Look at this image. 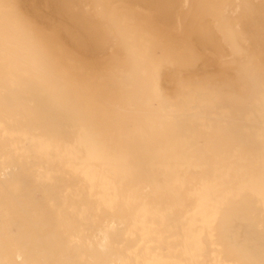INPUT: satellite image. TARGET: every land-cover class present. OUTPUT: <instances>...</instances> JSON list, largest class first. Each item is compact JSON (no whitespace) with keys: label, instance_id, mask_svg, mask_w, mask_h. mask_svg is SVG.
Segmentation results:
<instances>
[{"label":"bare ground","instance_id":"1","mask_svg":"<svg viewBox=\"0 0 264 264\" xmlns=\"http://www.w3.org/2000/svg\"><path fill=\"white\" fill-rule=\"evenodd\" d=\"M16 1L19 3V7L16 5L17 8ZM42 1L50 5L47 14L39 11ZM91 1L90 3L85 0H12V7L6 5L4 0H0V264H264V7L261 6L264 0L259 4L262 9L260 7L257 9L258 5L254 6L255 3L252 2L254 0H249L245 21L238 22L242 25L240 29H243L246 39V42H243L246 45L234 40L239 43L238 46L242 45V48H239L243 52L237 51L238 57L230 50L226 51L228 48L223 49L219 44L220 38L210 36L207 30L203 29L204 31L201 30L199 34L198 30L202 26L198 25L197 40L193 37L192 41L189 39L188 41L194 43L196 40L198 44L193 46L199 48L188 46L193 51L196 48L197 55L204 51H215L219 59L216 57L213 59L222 61L219 63L215 61V65L212 66L201 62L203 65L198 67L201 64L197 63L195 70L193 67L189 68V65H194L191 60H196L197 55H192L193 59L189 57L188 61L192 64H185L188 65L186 70L184 64L179 65V61H176L178 63V66H175L176 70L182 69L179 66L184 67L183 71L191 69V72L184 73V76L189 75L186 81L180 77L173 78L168 73L173 69L171 66L173 61L169 64L168 67L171 66V69H168L167 74L173 78V83L169 81L163 90H173L175 94H179L183 90L176 93L175 85L178 89V86L187 84V80L196 83L201 77L198 82L200 84H196H203L206 89V82L209 86L212 79L213 81L219 79L218 71L221 72V67L227 62L224 56L234 58L238 65L232 69L228 66L230 63L228 61L226 73L228 74L230 68L231 81L235 84L239 81L240 84H237V87L234 85L235 90L233 88L230 90L233 83L228 85L230 88L227 87L229 83H224L226 77L222 76L225 77L223 80L220 76L219 83L223 80L220 86L226 87H218L217 92L219 91L220 95L214 94L213 90L212 94L203 93L201 98L207 96L213 99L206 104L198 101L174 102L169 100L174 98L172 92L160 94L159 91L158 95L153 84H150L155 82V77L148 76V72H151L149 68L153 67L148 66V70L142 65L144 61L141 60L145 59L142 58L143 55L140 56V51L135 50L137 55L139 54L136 56L133 55L135 52L132 53L134 47L126 49L128 42L126 40H130L131 34L128 35V32V37L126 36L124 40L123 31L122 33L119 31L117 24L115 27L111 23L117 29L114 31L110 23L103 24L111 26L112 33L100 26L98 23L108 19L107 13L105 16L101 15V10L103 11L100 10L101 4L98 9L102 16L100 19L104 20L97 21L90 12L97 11V5H94L100 2L93 5L94 1ZM230 1L232 3V0ZM137 2L152 5V7L149 5L151 11L157 6L152 17L158 16L156 19L163 25L166 22L171 29L174 25L178 28L173 29L176 33L168 32L174 36L163 35L164 38L168 36L170 39L165 42L167 38L160 37V33L166 27H160L158 24L159 32L157 22L156 25L151 22L158 32L154 31L153 26L150 24V27L148 24L151 20L146 18L147 14L143 15L145 11L142 12L140 9L141 15L139 9L134 8V11L139 13L136 15L138 19L134 17L133 8L130 7L129 11L132 13L121 10L123 16L119 17L121 19L122 16V20L125 21L123 24L120 20L123 29H126L125 33L132 26L131 33L133 28L136 30L138 28V33L142 34L143 31L139 29L141 25L138 23L142 24L141 27L145 23L143 28L148 33L147 35L146 32L143 33L146 38L154 37L158 33L156 37H160L157 38L161 40L158 41L161 42L160 46L167 43L171 51L177 44L179 46L180 37L177 36L181 29L184 10L188 15L191 14L186 9L189 1ZM207 2L210 4V0ZM88 3L91 5L89 8ZM194 5L192 3V6ZM204 5L206 3H203ZM92 6L95 10L90 9ZM211 6L207 8L210 9ZM236 7L235 10L232 8V12L237 14L239 10H236L238 9ZM86 8L92 11L89 12ZM201 8L197 7L198 12ZM207 8L205 7L203 14L211 11L213 13L214 8L209 11ZM230 9L229 7V12L232 13ZM20 10H24L22 12H25L27 17L33 18L32 24L29 22L31 19L28 20ZM200 13L194 16L197 18L203 16L202 11ZM207 14L204 15L205 18H209ZM214 14L216 13L210 15V19ZM129 15L134 20L127 19ZM139 15L145 16L146 20L143 17L141 20ZM96 16L99 19V15ZM108 16L111 20L110 14ZM220 17L223 15H219L218 19L215 17L216 24ZM233 17L236 18L235 15ZM188 18L186 17L188 21L184 19L185 23L191 20ZM136 19L141 21L138 22ZM225 19L222 18L216 27L228 20V17ZM110 20L104 22H111ZM130 21L136 23L133 25ZM205 22L203 20L204 24ZM228 22L230 20L224 23ZM233 22L232 26L235 25ZM229 24L221 25L225 26L228 37L233 34L227 30L231 26ZM191 26L188 25L192 28L194 24ZM151 28L153 30H150ZM217 28L214 29L216 32ZM57 29L61 30L60 35L64 33V36L70 37L71 33L70 45L69 40L64 37L55 42L60 39L59 33L55 31ZM192 29L189 31L190 35ZM219 29L223 34L218 33L223 39H227V44L236 43L231 42L235 33L232 35L233 38L228 39L227 36L223 37L224 30ZM136 30L132 33L135 40L138 35ZM195 30L196 28L194 35ZM151 31L155 32L154 36ZM115 33L120 34L122 39L118 38L121 39L119 40L121 43L123 41L125 52L130 48L127 51L129 55L124 53L132 64L124 62L132 67H129V70L128 66L123 68L122 61L117 60L122 66L115 62L119 66L114 69L116 74L112 69L109 71L114 77L118 76L117 79L112 77L115 81L113 84L118 89L116 92L122 93L108 94L104 90V85L101 86L103 83H100L101 76L96 72H99V59L102 56L108 57L111 55L109 53L115 50H112L116 47L114 41H118ZM48 34L52 37V34H55V38H59L51 40L47 37ZM170 36L175 38L171 39ZM236 36L235 38L239 37L240 40V36ZM140 39L143 42L142 37ZM173 39L177 42L173 44L174 47L170 44ZM63 41L64 45H61L65 46L64 48L57 44ZM227 41L224 40V43ZM73 46L75 50L77 48L76 51ZM234 47L236 46L231 48ZM71 48L74 53L68 52ZM176 48L173 51L178 50V47ZM206 52L202 55H210L212 58V53ZM177 53L179 54V50ZM192 53L194 52L191 51ZM116 54L118 55L117 52ZM127 55L129 57L133 55L134 59L137 57L136 65L134 59L130 57L132 61L129 60ZM202 55L198 57L204 59L206 56ZM72 56L81 59L79 61L73 57V60ZM180 58L182 59V56ZM93 61L97 63L94 62V67L92 64L91 69H87V64ZM203 61L205 62V59ZM112 62H108L111 63V66L108 65L109 69L112 68ZM139 62L145 68L144 71L148 70L147 79L144 76L146 72L141 73L143 68L140 69ZM151 62L155 63L156 60L151 59L149 63ZM233 62L230 63L231 66L234 65ZM84 64L86 69H83ZM164 64L167 65V60ZM217 64H220L218 67L221 70L218 68L215 70ZM133 67L135 72L137 69L138 74L143 75L141 81V74L136 75L137 82L128 80L133 79L130 74H137ZM121 68L125 69L127 75L123 73L124 71L120 72ZM165 68L164 66V71ZM213 69L218 70L216 74L213 73ZM118 71L122 75H119ZM225 71L226 69L222 73L225 74ZM180 74L176 71L175 75ZM164 75L161 78L165 79ZM191 76H194V79L191 80ZM195 76L199 77L196 79ZM122 77L125 81L121 79ZM206 77L212 78L211 81H206ZM148 78L151 87L145 84ZM159 80L155 82L158 83V87ZM202 80L206 81L205 85ZM218 81L215 82L217 86ZM126 82L130 87L124 85ZM117 83L123 85V88ZM133 84L137 86L134 87ZM162 84L165 86L164 82ZM189 85L192 86V83ZM140 87L146 90L144 88L141 90ZM127 88H132L131 92L136 94H132ZM224 88H229L227 92L230 93L220 91ZM141 91L146 93L148 98ZM153 93L162 100H158ZM139 95L145 99L141 100ZM150 96L155 97L151 99L153 101L150 100ZM220 97L224 98L223 100L227 99L226 102Z\"/></svg>","mask_w":264,"mask_h":264},{"label":"rangeland","instance_id":"2","mask_svg":"<svg viewBox=\"0 0 264 264\" xmlns=\"http://www.w3.org/2000/svg\"><path fill=\"white\" fill-rule=\"evenodd\" d=\"M4 1H5L6 5H8V6H9V5H12V7H13V2H12V0H4ZM14 1H15V0H14ZM83 1H84V0H83ZM86 1L90 2L91 0H90V1H89V0H85V2H86ZM93 1H94V2H93V5H94L96 2H98V1L100 2V3H98L99 5H98L97 3L94 5V6L97 5V6H96V7H97L96 10H97L99 13H97V11H95V12H96V14L99 15V19L97 18V16H96V14H95L94 11H93V12H90V11H92V10H95V9H94V6H92V8H90V9H92V10H88V9H87V8H89V7L91 6L90 3H91L92 1H91L90 3H88V7H87L86 9H87L90 13H92L91 16H95V17H96V20H97V21L100 22V20H104V19H100V17L102 18L101 15L103 14V15L105 16L106 13H107V16H106V17H107L108 19H106V20H104V21H106V22H107V20L109 21L110 19H109V16H108V15L110 14V18H111L110 21H111V22H108V23H105L104 21H103V22H100L101 24L98 23L100 26L104 27L107 31H109V33H112V30H113V31H114V30H117V29H115V27L118 25L117 27L120 28L119 31H120V32L123 31V34H122V37H123V38H125V37L127 36V33H128V32H129L128 35L131 34V37L129 36V37H130V40H129V39L126 40V38H127L128 36L124 39V40H126V42L128 41V42H127V45H126V46H127L126 49H127L128 47H130V48L133 49V47H134V50L132 51V53H134L135 50L137 49V50L140 51V53H141L140 56H141V57H142V55L144 56V57H142V58L145 59V60H141V61H144V62L142 63V65H143L146 69L149 68L148 66L153 67L152 69L149 68V69L151 70V72H150V71L148 72V73H149L148 76H150V77H152V78L155 77V82H156V81L158 82L159 79H157V78H160V80H159V87L157 86L158 83H155V82L150 81V82H152V83H150V84H153V88L155 89V91H156V93H157L158 95H159V91H161L160 94H162V93L164 94L165 92H166V93H169V92H170L169 94L174 93L173 90H170V91L163 90V88L166 87L167 84H169L170 82L173 83V78H179V77H180L182 80L184 79L185 81H186L187 78L189 79V77H187V76H189V75L187 74L186 76H184V73H185V72H186V73H187V72H191V69H189L190 71H188V70L185 71V70H186V67H187L189 64H192V63H189L190 61H188L189 57H191L190 59H193L194 56H192V55H197L195 52L197 51V49H198L199 47H198V46H193V45H194V44H198L197 42H195V41L197 40V38H198V37H196V34H198V33H197L198 25H199V27L202 26V27L199 28V30H198V31H199V34H200L201 30L204 29V30H207V31H208V33L210 34V36H211V35H214L215 37L220 38V39H218V38H217V39L220 40V41H219V42H220L219 44L221 45V47H222L223 49H224V48H226V49L228 48V50H226V51L229 52V50H230V52L233 53L234 56H237V53H238L237 51H239V50H241V52H243L242 49H240L239 47H241L242 45H246L245 43H243V42H246V41H245V40H246V39H245V35H243V34H245V33H243V32H244L243 29H240V28H241L240 26H242V25H239L238 22H240L239 20H241V22H242L243 20L245 21L246 16H247V15H246V8L249 6V5H248V4H249V3H248L249 0H235V1L232 0V3H231L230 0H228V1L226 0L227 2H225L224 0H215L216 3H214L213 0H210V4L207 2V1H209V0H207V1H206V0H203L204 2H203L202 0H200L201 3H200V2L198 3L197 0H193V2H192V0H191V1L188 0L189 3L192 2L193 5H194V3L196 2V3H197V6H196V3H195L194 6H192V3H191V4H190L191 7H190L189 3H187L188 7L186 6V9H188V10L190 9L189 11L187 10V12H189V13L191 12V14H192L193 17L191 16V14L188 15V13H186V10H184V11H185V12L183 13V14H184V17H185V14H187L186 17L188 18V16H190L192 22H191V20H189V23H187V22L185 23V20H187V19H186V17L184 18V17L182 16V20H181V23H182V24H180V25H181V29H180V31H179V33H178L179 35L177 36L178 38L180 37V41L178 42V43H179V46H178V44H177V46H175V48H174V49H177L176 47H178L179 54L177 53L178 50L173 51L174 49H172V51H171V49H169L170 47L167 45V43L165 44V46H160V43H161V42L159 43L158 41H161V40H158V39H157L159 36L156 37V35H158V33L155 34V36H154L153 33H155V32H152V31H151V33H152V35H153L154 37L148 36V37L146 38V35H147L148 31H144V30H146V29L143 28V27H145V23H144V22H143V23H144V26H143V27H141L142 24H140V23H138V24L141 25V26H140L141 28L139 27V29H140L141 31H143V32H146V35H145L143 32H142V34L140 33V34H141V35H140V34L138 33V31H137L138 28H137V30H136V28H133V32H132V33H134L135 30H136L137 33H138V35H137V33H136V35H137L136 40H135V38H134V39L132 38V35H133V34H132L131 31H130L132 26L130 27V26L128 25V27H130V28H129L130 30L127 31L126 33H125L126 29H123V26H122V24H121V22L123 21V20H122V19H123V18H122V16H123V15H122L123 12H122L121 10H123V11L125 10V12L128 10L127 13H132V12L134 11V8H136V10L139 9V13H141V15H142V12L145 11V13H143V15L147 14L146 18H148L149 21L151 20L150 22L148 21V22H149L148 24H149V26H150V24H151V26H153L154 31L156 30V29H155L156 27H154V25H153L151 22H153L155 25H156V22H157V25H156V26H157L159 32H160V30H159L160 27H164V26L166 27V28H165L166 30H168V29L170 30V31H165V29L163 28V31H161V33H160V37H163V35H168V34H169L168 32L171 33V31H174V32L176 33L175 30H176V28H178V26H176V27H175V25L172 26V28H173V27L175 28V30H173L174 28H173V29H171V27L169 28V27H168L169 25H166V24H167L166 22L164 23V25L161 24V23H160V20H159V19H156V18H158V16H155V15H154L155 17H154V16L152 17V15L154 14V13H153V10H154V8L157 7V6H154V8H152L153 10L151 11L150 8L152 7V5L149 4L151 7H150L149 5H146V4H143V5H142L141 3H138V2H137L138 0H132V1L134 2L135 5L133 4V2H132L131 0H123V1H122V0H119V1H121L122 3H120V2L117 0V3H119L120 5L116 3V0H93ZM101 1H102V3H101ZM103 1H104L105 3H104ZM198 1H199V0H198ZM205 1H206V2H205ZM212 1H213V2H212ZM223 1H224V2H223ZM245 1H247V2H245ZM251 1H252V0H251ZM251 1H250V2H251ZM255 1H256V0L252 1V2H254L255 4H254V3H251V4H252V5L254 4V6H257V5H258V7H257V9H258V8L260 7L259 4H260V3H263V1H262V0H258V1H257V3L259 2L258 4H257ZM260 1H261V2H260ZM11 2H12V3H11ZM16 2H17V3L15 4V6L18 4V7H19V3H18V1H16ZM124 2H125V4H124ZM127 2H128V4H127ZM202 2H203V3H206V5H204L206 8L209 7V6H211V5H212L211 8H214V9H213V10H214L213 13H216V14H214V17L211 18V19H213V20H212L213 23L211 22V19H210V15L212 14V16H213L212 11H211L210 13H208V14H207V12H206V14H207V16H209V18H208V17H207L208 19L205 18L206 14H205V13L203 14V11L205 12V10H204L205 7L203 6V3H202ZM222 2H223V3H226V5L223 4ZM236 2H237V3H236ZM242 2H243V4H242ZM47 3H48V2H46V1H42V3H41V6H40L41 9H39V11H40V12L43 11V12H42L43 14H45V13L47 14V13L50 11V5H47ZM113 3H114V4H113ZM130 3H131V4H130ZM207 3H208V4H207ZM233 3H234L235 5H233ZM247 3H248V4H247ZM21 4H22V2L20 3V5H21ZM101 4H102V5H101ZM122 4H123L124 6H123ZM138 4H139V5H138ZM198 4H199V5H198ZM200 4H201V5H200ZM221 4H223V7H222ZM229 4H230V5H229ZM236 4H238V5H236ZM251 4H250V6H251L250 8H252V5H251ZM42 5H43V6H42ZM46 5H47L48 7H47ZM89 5H90V6H89ZM100 5H101L102 7H101ZM108 5H109V7H108ZM125 5H127L128 8H127ZM131 5H132V6H131ZM144 5H145V6H144ZM213 5H214L215 7H214ZM224 5H225V6H224ZM15 6H14V9H15ZM99 6L101 7L100 10L103 9V11L101 10V15H100V10L98 9ZM103 6H105V8H104ZM114 6H115V7H114ZM120 6H121V7H120ZM133 6H134V7H133ZM138 6H140V7H138ZM198 6H200V8L202 7V8H201L202 14H203V16L205 15L204 17H203V16H198L199 18L202 17L201 19H199V18H197V17L194 16V15L197 16V15L201 14V13H200V12H201L200 10H199V12H198V9H197ZM226 6H228V7H226ZM231 6H232V7H231ZM234 6H235V7L237 6L236 8H238V9H236V10H239V11H238L239 14L237 13L238 16H237V14H236L234 11L232 12V8H233V10H235V7H234ZM246 6H247V7H246ZM261 6L264 7V3L261 4ZM21 7H22V5H21ZM106 7H107L109 10H108ZM130 7L133 8V9H132V12L129 11V8H130ZM189 7H190V8H189ZM194 7H195L196 10H194ZM219 7H220L221 9L223 8L224 10L222 9V12H221V9H219ZM224 7H225V8H224ZM229 7L231 8L230 10H231L232 13L229 12ZM16 8H17V6H16ZM44 8H45V9H44ZM119 8H120V9H119ZM211 8H210V9L207 8V10H208V11H209V10H212ZM215 8H216V9H215ZM226 8H227V9H226ZM248 8H249V7H248ZM254 8H256V7H254ZM260 8L262 9V7H260ZM260 8H259V9H260ZM140 9H142V10H141L142 12L140 11ZM145 9H146V10H145ZM191 9H193V10L191 11ZM225 9H226L227 11H226ZM18 10H19V9H18ZM87 10H86V11H87ZM105 10H106V11H105ZM130 10H131V9H130ZM136 10H135V11H136ZM143 10H144V11H143ZM149 10H150L151 12H150ZM219 10H220V12H219ZM22 11H24V10H22ZM22 11L20 10V12H21L22 14L24 13V15H26L25 12H22ZM88 11H87V12H88ZM119 11H120V12H119ZM135 11H134V13H133V14L135 15L134 17H136V15L139 14L137 11H136V12H135ZM146 11H147L148 13H147ZM17 12H18V11H17ZM103 12H104V13H103ZM109 12H110V13H109ZM121 12H122V14H121ZM194 12H195V14H194ZM196 12H197L198 14H196ZM218 12H219V13H218ZM228 12H229V16H228ZM31 13H32V12H31ZM35 13H36V12H35ZM152 13H153V14H152ZM233 13H234V14H233ZM94 14H95V15H94ZM19 15H20V14H19ZM24 15H22V16L25 18ZM120 15H122V16H121V19L119 18ZM131 15H132V14H131ZM141 15H139V17H140L141 20H142V17H143V16L141 17ZM215 15H216V16H215ZM219 15H220V16L223 15L222 18L225 17L226 19H227V17H228V20H230V22H228V23H224V22H227V21H228V20L225 19L226 21H224V22L222 21L223 24H220V26L218 25V28H217V27H216L217 24H219V22H221L220 20L222 19V18L220 17L221 19L219 18L220 20H219L218 23L216 24V21H217V19H218L217 17H219ZM231 15H232V16H231ZM233 15H235L237 19H236L235 17H233ZM245 15H246V16H245ZM126 16H128V15H126ZM239 16H241V17L239 18ZM243 16H245V18H244ZM26 17H27V15H26ZM106 17H105V18H106ZM124 17H125V15H124ZM144 17H145V16H144ZM144 17H143V18H144ZM215 17H216L217 19H216ZM24 18H23V19H24ZM28 18H30L31 20H29ZM128 18H129V20H130V18H131V20H134V19H132V17H130V15H129V17H127V19H128ZM136 18H138V16H137ZM146 18H144V19L146 20ZM152 18H154L155 21H152V20H154V19H152ZM183 18H184L185 20H184ZM190 18H188V19H190ZM203 18H204V19H203ZM232 18H233V19H232ZM20 19H22V18H20ZM27 19L29 20L30 23H31V22L33 23V21H32L33 18H32L31 16H30V17H27ZM138 19H139V18H138ZM144 19H143V20H144ZM195 19H196V20H195ZM202 19H203L204 21H206L205 24L203 23V20H202ZM214 19H216V21H215ZM28 20H27V21H28ZM120 20H122V21L120 22ZM125 20H126V18H125ZM136 20H137V19H136ZM141 20H140V21H141ZM145 20H144V21H145ZM158 20H159V21H158ZM194 20H195L196 23L194 22ZM200 20H201L202 22H201ZM209 20H210V21H209ZM223 20H224V19H223ZM231 20H234V22L232 21V22L235 24L234 26H232L233 24H232ZM235 20L237 21V22H236L237 25H236V23H235ZM137 21H138V20H137ZM140 21H138V22H140ZM187 21H188V20H187ZM207 21H208V22H207ZM214 21H215V22H214ZM244 21H243V22H244ZM130 22H132V21H130ZM145 22H146V21H145ZM200 22H201V23H200ZM32 23H31V24H32ZM109 23H110L111 26L114 24L115 27L112 26V28H114V29L111 30V26H110V27L108 26ZM111 23H113V24H111ZM119 23H120V24H119ZM122 23L124 24L125 21H123ZM127 23L129 24V21H128ZM127 23H126V24H127ZM132 23H133V25H134V23H136V21H135V22H132ZM191 23H192V24H191ZM197 23H198V24H197ZM207 23H208V24H207ZM229 23L231 24V26H230V28H229L228 25H227V26H226V27H228L227 30L230 31V33H231V32H232L233 34L235 33V35L233 36L234 39H232V41H231V40H230V41H231V42H236V41L238 40L239 42H242V43H243L242 45L238 46L239 43L237 44V42H236V43H232V45H231V44H227V43H228L227 39H223V38H222V35H221V34H223V32L219 31V30H220L219 28H221V29L224 30V35H223V37L226 38L227 35H226V32H225L226 29H224L225 26H224V27L222 26V27H223V28H222L221 25H226V24H229ZM103 24H108V25H104V26H103ZM116 24H117V25H116ZM138 24H137V25H138ZM158 24H159L160 27H158ZM160 24H161L162 26H161ZM186 24H188L189 26H190V25L193 26V24H194V27L191 26L193 29H192V28H189L188 25H186ZM230 24H229V25H230ZM240 24H241V23H240ZM242 24H243V23H242ZM119 25H120V27H119ZM146 25H147V24H146ZM195 25H196V26H195ZM238 25H239V26H238ZM106 26H108V27L110 28V30L108 29V27L106 28ZM125 26H127V25H125ZM151 26H150V27H151ZM213 26H214V27H213ZM133 27H135V26H133ZM136 27H137V26H136ZM146 27H147V26H146ZM187 27L189 28V31H190V29H192L193 32H194V28H196V30H195V35H194L193 32H191V35H190V34H189L190 32L188 31V28H187ZM147 28H149V27H147ZM179 28H180V27H179ZM210 28H211V29H210ZM215 28H217V29H218L217 31H218V32H221V34H219L218 32H216V30H214ZM232 28H233V29H232ZM235 28H236V29H235ZM142 29H143V30H142ZM234 29H235V30H234ZM124 30H125V31H124ZM140 30H139V31H140ZM148 30H149V29H148ZM150 30H153V29L151 28ZM150 30H149V32H150ZM204 30H203V31H204ZM209 30H211L213 33H212L211 31L209 32ZM213 30H214V31H213ZM223 30H222V31H223ZM233 30H234V31H233ZM237 30H238V31H237ZM55 31L57 32V34L59 33V31L61 32L60 29H57V30H55ZM55 31H54V33L56 34ZM110 31H111V32H110ZM119 31H118V33H119ZM141 31H140V32H141ZM158 31L156 30V32H158ZM164 31H165V32H164ZM228 31H227V32H228ZM236 31H237V32H236ZM242 31H243V32H242ZM116 32H117V31H116ZM174 32H172V33H174ZM177 32H178V31H177ZM184 32H185V33H184ZM238 32H239V33H238ZM51 33H52V32H51ZM118 33H115V34H117L116 38L118 39V41H114L115 39L112 38V39H114V40H113V41H114V47H115V46H116V47L118 46V47H117L118 49H116V47H115V48H113L112 50L115 49V50H118V51H115V50H114L115 52L112 51L111 53H109V54H111V55H108V57L106 56L107 58H106L105 56H102V57L99 59V61H98V62H100V63H98V64L100 65L99 68H98V64H97V66H95L96 69H97V68L99 69V72H96L97 75H98V76H101V78H102V81H100V83H101V82L105 83V84L102 83L101 86L104 85V86H103V87L105 88L104 90H105V92L108 93V94H109V93H114V94H115V93H120L119 91L116 92V90H118V89H116V87H115V85H114V84H115V83H114L115 81L113 80L114 78L117 79L118 76L116 75L117 77H114V75L112 74V72L109 71V70H111V69H112L113 71H114V69L116 70L117 66L119 65V62H117V60L120 61V62L122 61L121 64H123V68L128 66V69L130 70V68L132 67V65H131L132 62H129V61L127 60L128 58L125 57L126 54L129 55V52L127 53V51H129L130 48L125 52V50H126V49L124 48L125 46H123L124 44L122 45L123 41H122V43L120 42L122 38H121L120 34L118 35ZM121 33H122V32H121ZM164 33H167V34H164ZM183 33H184V34H183ZM192 33H193V34H192ZM211 33H212V34H211ZM230 33H229V34H230ZM55 34H52L54 38H53L51 35H49V34H48V36L45 35V37L47 36V37L50 38L51 40H52V39H57V38L60 37V39L55 40V42H56V41L59 42V41L62 40L63 37H64V38H66L67 41L69 40V41H68V42H69L68 44L70 45L71 40H72V38L70 39V37H71V33L69 34L70 37H69L68 35H67V36H64V33H62L61 35H60V33H59V34H58L59 37H56V38H55ZM57 34H56V35H57ZM161 34H162V35H161ZM199 34H198V36H199ZM217 34H219V35H217ZM227 34H228V33H227ZM233 34H232V35H233ZM236 34H237V36H236ZM240 34H241V35H240ZM113 35H114V33H113ZM113 35H112V36H113ZM134 35H135V34H134ZM136 35H135V36H136ZM169 35H173V34H169ZM188 35H189V37H188ZM193 35H194V36H193ZM232 35L230 34L229 37L227 36V38H228V39L233 38ZM238 35L240 36V40H241V41L239 40ZM242 35H243L244 37H242ZM49 36H50V37H49ZM114 36H115V35H114ZM135 36H134V37H135ZM173 36H174V35H173ZM173 36H170V38H171V39H172V38H175V37H173ZM190 36H191V37H190ZM220 36H221V37H220ZM235 36L238 37V39L235 38ZM118 37H120L121 39L118 38ZM140 37H142V41H143V42H141V39L139 40ZM149 37H150V38H149ZM160 37H159V39H160ZM167 37H168V36H167ZM167 37L165 36V38H164V37H163V38L166 39ZM177 37H176V38H177ZM193 37L196 38V40L193 41L194 43L191 42ZM151 38H152V40H151ZM155 38H156V39H155ZM163 38H161V39H163ZM178 38H177V40H178ZM50 39H49V40H50ZM137 39H138V40H137ZM146 39H147V40H146ZM148 39H149L151 42H150ZM164 39H163V41H164ZM168 39H169V38H167V39L165 40V42H167ZM188 39L191 40V41H188ZM222 39H223V40H222ZM119 40H120V41H119ZM131 40L134 41V42H131L132 44L130 43ZM153 40H154V41H153ZM156 40H157V41H156ZM169 40H170V39H169ZM174 40L176 41V39H173V41L171 40V41H172V42L170 43L171 45L177 43V42H175ZM224 40L227 41V42L224 43ZM234 40H236V41H234ZM135 41H136V42H135ZM138 41H139L140 43H138ZM145 41H149V42H145ZM155 41H156L158 44H157V43L154 44ZM58 42H57L58 45H61V44L64 45V44H63L64 41L61 42V43H58ZM115 42H116V43H115ZM118 42H119V43H118ZM124 42H125V41H124ZM126 42H125V43H126ZM165 42H164V43H165ZM189 42H190V43H189ZM129 43H130V44H129ZM133 43H134V44H133ZM137 43H138V45H137ZM142 43H143V44H142ZM144 43H146V44L144 45ZM147 43H150V44H147ZM191 43H192V44H191ZM229 43H230V42H229ZM54 44H56V43H54ZM57 44H56V46H57ZM68 44H67V45H68ZM115 44H116V45H115ZM170 44H169V45H170ZM225 44H226V45H225ZM234 44H235V45H234ZM240 44H241V43H240ZM62 45H61L60 47H62ZM161 45H162V44H161ZM166 45H167L168 47L165 49ZM171 45H170V46H171ZM186 45H187V46H186ZM188 45H190V46H192V47H196V48L198 47V48H197V49L195 48L196 50L193 48V49H194V51H193V50H191L192 48L189 47ZM76 46H77V45H76ZM122 46H123V48H122ZM136 46H137V47H136ZM149 46H150L151 48H149ZM226 46H227V47H226ZM228 46H230V47H228ZM232 46H236V47L231 48ZM237 46H238V50L236 49ZM64 47H65V46H63L62 48H64ZM172 47H174V45H173ZM187 47H188L189 49H188ZM243 47H244V46H243ZM68 48L70 49V47H68ZM72 48L75 50V47H74V46H73ZM72 48H71L70 51L68 50V52H70V53H74V51L72 52V50H73ZM77 48H78V46H77ZM77 48H76V50H77ZM120 48H121V49H120ZM144 48H145V49H144ZM146 48H147V49H146ZM190 48H191V49H190ZM229 48H230V49H229ZM241 48H242V47H241ZM132 49H131V50H132ZM140 49H141V50H140ZM142 49H143V50H142ZM235 49H236V51H235ZM76 50H75V51H76ZM122 50H123V51H122ZM164 50H165V51H164ZM189 50H190V52H189ZM200 50L202 51V49H200ZM80 51H81V50H80ZM121 51H122V52H121ZM163 51H164V52H163ZM191 51L194 52V53L191 54ZM233 51H235V52H233ZM82 52H83V51H82ZM116 52L118 53V55L116 54ZM124 52H125L126 54H125ZM162 52H163V53H162ZM170 52H172V53H170ZM202 52H203V51H202ZM204 52H206V51H204ZM204 52H203V53H204ZM208 52H209V51H207L206 53H208ZM79 53H80V52H79ZM112 53L115 54V55H113ZM161 53H162V54H161ZM181 53H182V54H181ZM203 53H198L199 57H200V55H202ZM211 53H212V55H213L212 58L209 57L210 55H208V56H207L206 54H205V55H202L203 57L206 56V57H204L205 62L203 61L204 59H200V58L198 57V55H197L198 60L200 59V60H199L200 63L198 62L197 57H196V58H195L196 60H191V61L194 62V65H193V64H192L191 66L189 65V68L193 67L194 70H195L198 64H201V65H198V67H199V66H202L204 63L207 64V65L212 66V64L215 65L214 63H216V62L219 63L220 61H222V60L220 59V61L218 62V60H217V61L214 60L215 58L213 59V57H216V59H217V58L219 59V56L216 54L217 52H215V51H211V52H209V54H211ZM239 53H240V51H239ZM170 54H171V55H170ZM189 54H191V55H189ZM228 54H229V53H228ZM256 54H257V53H256ZM258 54H259V52H258ZM72 55H73V54H72ZM116 55H117V56H116ZM121 55H123V56H121ZM128 55H127V56H128ZM133 55L138 56L139 54L137 55V52H135ZM133 55H132V56L130 55V57H131L132 59H134V58H133V57H134ZM238 55H239V54H238ZM110 56H111V57H110ZM177 56H179V58H178ZM180 56H182V59L180 58ZM253 56H255V54H254ZM259 56H260V54H259ZM69 57H71V56H69ZM73 57L77 58L76 56H72V59H73ZM112 57H113V58H112ZM115 57H116V60L114 61ZM118 57H119V59H117ZM121 57H122V59H121ZM128 57H129V56H128ZM130 57H129V58H130ZM192 57H193V58H192ZM203 57H202V58H203ZM224 57H225V58H224L225 61H227V62L230 61V63H232V62L234 61V58H232V57H230V58H232V59L230 60L229 55H226V56H224ZM237 57H238V56H237ZM237 57H236V59H237ZM109 58H110L111 60H110ZM125 58H126V59H125ZM131 58H130L129 60H131ZM142 58H141V59H142ZM163 58H164L165 60H167V65L164 64V63H165V60H164ZM174 58H176V59L174 60ZM209 58H210V59H209ZM226 58H227V60H226ZM228 58H229V60H228ZM77 59L79 60V59H81V58H77ZM77 59H75V60H77ZM120 59H121V60H120ZM123 59H124V60H123ZM135 59H137V57H135ZM135 59H134V61H133L134 64H135ZM147 59H148V60H147ZM151 59H152V60H156V62H155V63H153V62L149 63ZM179 59H180L181 61H180ZM190 59H189V60H190ZM73 60H74V59H73ZM106 60H109L110 62H112V60H113L114 63L112 62V68L110 67V69H109V66H111V63L108 64L109 61L106 62ZM185 60H187V61H186L187 63H185ZM79 61H80V60H79ZM79 61H78V62H79ZM84 61H85V60H84ZM104 61H105V62H104ZM124 61L131 63V64H130L131 67H130L129 65H127L126 62H124ZM131 61H132V60H131ZM136 61H137V60H136ZM139 61H140V59H139ZM145 61H146V63H148V65H145V64H146ZM168 61H169V62H168ZM171 61H173V63H172ZM176 61H177V62L179 61V62H178V63H180L179 65H183V64H184V67H185V70H184V71H183V68H184V67H182V66H179L180 68H182V69L179 68L182 72H181L180 70H178V68H177V70L175 69V68H176L175 66H178V63H177ZM195 61H197V62L195 63ZM215 61H216V62H215ZM225 61H224V62H225ZM231 61H232V62H231ZM81 62H82V60H81ZM86 62H87V61H86ZM88 62H90V61H88ZM94 62H96V61H93V63H91V64L88 63V64H90V65H89L90 67L88 66V64H87V67H86L85 64H84V68H83V67H82V68H83V69H86V68H87V69H91V65L93 64V67H94V65H95ZM115 62H117L118 65H117V63H115ZM174 62L177 63V64H174ZM183 62H184V63H183ZM201 62H203V64H202ZM227 62H225L224 64H223V62H222V64L224 65V66H222V67H224V69H226L225 74H224V72L222 73V71H224V69L220 66L221 69H222V71L220 72V71L217 70V71L219 72V73H218L219 76H218V74H217V75H215L214 77H215V78H217L216 76L219 77V79H217V80H219L218 83L220 82L221 79L225 80V77H226V80H228V81L225 80L224 83H225V82L229 83V84L225 83V84H227L226 86L229 87V86H230V83H231V84L233 83V82L231 81L232 77H231L230 74H229V73H231V72H229V71H231L230 68L232 67V69H233V68H234L233 66L236 67L238 64L236 63V61H234V62H235V63L233 62L234 65L232 64V66H231V64L229 63V64H230V65H229ZM96 63H97V62H96ZM106 63H107V65H106ZM124 63H125L126 66H124ZM137 63H138V62H137ZM152 63H153V64H152ZM162 63H163V65H162ZM171 63H172V65H171L172 68L175 69V70L171 69V68H170L171 66L168 67L169 64H171ZM188 63H189V64H188ZM197 63H198V64H197ZM210 63H211V64H210ZM226 63L228 64V66H230V68H229V70H228V74L226 73V72H227V69H228V66H227ZM139 64H140V66H139L140 69L143 68L140 62H139ZM151 64H152V65H151ZM185 64H188V65L186 66ZM205 64H204V65H205ZM222 64H221V65H222ZM236 64H237V65H236ZM108 65H109V66H108ZM114 65H115V66H114ZM135 65H136V64H135ZM135 65H134V66H135ZM137 65H138V64H137ZM161 65H162V66H161ZM173 65H174V66H173ZM219 65H220V64H219ZM219 65L217 64V67H214L215 70H216V68L220 69V68L218 67ZM119 66H122V65H119ZM119 66H118V68H119ZM164 66L166 67V68H165V69H166L165 71H164ZM85 67H86V68H85ZM93 67H92V68H93ZM129 67H130V68H129ZM147 67H148V68H147ZM167 67H168V68H167ZM100 68H101V69H100ZM137 68H138V66H137ZM145 68H143V70L141 69V73H142V72H144V73L146 72V73L144 74V76H145V78H146V74H148L147 71H148L149 69L146 70V71H144ZM169 68L171 69V71L168 72V69H169ZM187 68H188V67H187ZM93 69H94V68H93ZM126 69H127V68H126ZM221 69H220V70H221ZM118 70H119V69H118ZM124 70H125V69L122 70V68H121V71H120V72H122V71H124ZM215 70L213 69V71H214L213 73L216 74L217 71H215ZM97 71H98V70H97ZM100 71H101V73H100ZM126 71H127V70H126ZM133 71L135 72V68H134V67H133ZM174 71H175V72H174ZM176 71H178L179 73H181L180 76H176V75H175V74H176ZM192 71H193V69H192ZM136 72H137V74H134V73H133L134 75L130 74V75L133 77V79H130V78H129L130 76H129V74H128L129 77L126 76L127 78H129L128 80H132V81L134 80V82H135V80L138 79V78H136V75H140V74H141V73L138 74V70H137V69H136ZM136 72H135V73H136ZM163 72H164V73L166 72V73H165L166 75H164ZM167 72L170 73V75H172L173 78L168 77V76H170V75H168ZM123 73H125V75H127L125 71H124ZM127 73H128V72H127ZM129 73H130V72H129ZM156 73H158L159 76H158V74H156ZM162 73H163V74H162ZM186 73H185V74H186ZM213 73H212V74H213ZM220 73H222L223 75H222V74L220 75ZM114 74H116L115 71H114ZM118 74H119V75H122V74L119 73V71H118ZM153 74H154V75H153ZM240 74H241V73H240ZM125 75H124V78H125ZM162 75H164L166 78H165V79L161 78ZM181 75H182V76H181ZM134 76H135V78H134ZM142 76H143V75L141 74V76H140V77H141V78H140V81H141V79L143 78ZM148 76H147V77H148ZM157 76H158V77H157ZM164 76H163V77H164ZM209 76L212 77L213 75H209ZM220 76H221V79H220ZM222 76H225V77H222ZM112 77H113V79H112ZM132 77H131V78H132ZM193 77H194V76H191V80H192ZM198 77H199V76H195L196 79H197ZM207 77H208V76H207ZM207 77H206V78H207ZM210 77H209V78H210ZM214 77H213V78H214ZM228 77H229V78H228ZM239 77H240V75H239ZM239 77H238V78H239ZM119 78H120V76H119ZM127 78H126V80H127ZM145 78H144V80H145ZM201 78H202V77H201ZM201 78H198V79H197V81H196L197 84H200V83H198V82H200V79H201ZM206 78H205V80H206ZM209 78H207L206 81H208V80L211 81L212 78H210V79H209ZM121 79H123V77H122ZM146 79H147V78H146ZM150 79H151V78H150ZM161 79H162L163 81H161ZM171 79H172V81H171ZM193 79H194V78H193ZM196 79H195V80H196ZM118 80H119V79H118ZM123 80H124V79H123ZM151 80H152V79H151ZM167 80H168V81H167ZM198 80H199V81H198ZM213 80H214V79H212L211 82L208 81V82L210 83L209 86H208V83L205 81L206 84H207V85H206V86H207L206 89L204 88V86H202L203 84H202V85H197L195 82H191V81H189V80H187L186 83H187L188 85H189V83H192V86H190V85L188 86L187 84H184V85L178 86V87H177L178 89H176V87H175L176 85H175V86H174V91H176V93H177V92H181L182 90H183V91H182V93H179V94H178V93H177V94L174 93V94H173V95H174V98H171V99H169V100H172V101H174V102H175V101L177 102L178 100H179V102H184V101H189V102H190V101H198V102H201L202 104H206L208 101L211 100V98L209 99V97H207V96H204L203 98H201V96L203 95V93H211V94H212V90H213V91H214V94H217V93L219 92V91L217 92L218 87H219V88H220V87H221V88H222V87H226L225 85H224V86H223V85L220 86V84L223 83V80H222L221 83H219V86H217V84H215V82H216L217 80H216V79H215L216 81H213ZM105 81H106V82H105ZM113 81H114V82H113ZM121 81H122V80H121ZM124 81H125V80H124ZM140 81L138 80V82H140ZM169 81H170V82H169ZM185 81H184V83H185ZM202 81H203V80H202ZM202 81H201V82H202ZM230 81H231V82H230ZM241 81H242V78H241ZM119 82H120V80H119ZM119 82H118V83H119ZM128 82H129V81H128ZM134 82H132V83H134ZM136 82H137V80H136ZM142 82H143V81H142ZM147 82H148V84H147ZM147 82H145L146 86H147V85L150 86V84H149V78H148ZM163 82H164V85H165V86H163V84H162ZM168 82H169V83H168ZM188 82H189V83H188ZM205 82L203 81L202 83H204V85H205ZM236 82H237V81H236ZM113 83H114V84H113ZM118 83H117V84H118ZM182 83H183V81H182ZM193 83H195V85H194ZM216 83H217V82H216ZM122 84H123V82H122ZM125 84H126V87L129 86V84H127V82L124 83V85H125ZM134 84H135V83H134ZM134 84H133V86H134ZM137 84H138V83H137ZM161 84H162V86H161ZM180 84H181V83H180ZM180 84H179V85H180ZM237 84L239 85L240 82L238 81L236 84L233 83V86L231 85L232 87H231L230 90H232V88L235 90V88L237 87ZM118 85L121 86V84H118ZM177 85H178V84H177ZM228 85H229V86H228ZM234 85H236V87H234ZM136 86H137V85H136ZM136 86H134V87H136ZM143 86H144V84H143ZM146 86H144V87H146ZM149 86H148V87H149ZM151 86H152V85H151ZM151 86H150V87H151ZM121 87L123 88V85H122ZM121 87H119V88H121ZM126 87L124 86V88H126ZM129 87H130V86H129ZM131 87H132V86H131ZM138 87H139V86H138ZM144 87H140L141 90H143L142 88H144ZM148 87H147V88H148ZM157 87H158L159 90L156 89ZM160 87H161V89H160ZM181 87H182V88H181ZM122 88H121V89H122ZM179 88H180V89H179ZM189 88H191V89H190L191 92H189V90H188ZM229 88H230V87H229ZM229 88H227V89L224 88V89H221L220 91L223 90V93H226L227 90H228ZM111 89H113V90H111ZM127 89H129L130 92H131V90H132V88H131V89H130V88H127ZM127 89H125V90H127ZM133 89H134V88H133ZM135 89H136V88H135ZM144 89L146 90V88H144ZM148 89H149V88H148ZM154 89H153V90H154ZM204 89H205V90H204ZM102 90H103V89H102ZM122 90H123V89H122ZM125 90H124V91H125ZM138 90H139V88H138ZM151 90H152V88H151ZM153 90H152V91H153ZM162 90H163V91H162ZM177 90H178V91H177ZM224 90H226V91L224 92ZM124 91H123V92H124ZM155 91H154V92H155ZM138 92H140V91H138ZM141 92H143V91H141ZM146 92L149 93L148 90H147ZM171 92H172V93H171ZM185 92H186V94H185ZM121 93H122V92H121ZM121 93H120V94H121ZM127 93H128V90H127ZM131 93H132V92H131ZM133 93H134V92H133ZM133 93H132V94H133ZM150 93H151V92H150ZM188 93H190V94H188ZM196 93H197V94H196ZM227 93H230V91H228ZM134 94H136V93H134ZM139 94H140V93H139ZM143 94L146 95V93H144V92H143ZM143 94H142V95H143ZM195 94H196V95H195ZM211 94H210V95H211ZM218 94L220 95V93H218ZM142 95H141V96H142ZM145 95H143V96H145ZM153 95L157 96V95L154 94V93H153ZM139 96H140V95H139ZM139 96H138V97H139ZM141 96H140L139 98H141ZM143 96H142V97H143ZM194 96H195V97H194ZM221 96H222V97H225L224 95H221ZM138 97H137V99H138ZM146 97H147V95H146ZM150 97H151V96H150ZM150 97H149V98H150ZM157 97H158V96H157ZM198 97H199V98H198ZM147 98H148V97H147ZM152 98H155V97H151L150 100H151ZM144 99H145V98H144ZM144 99L141 98V100H144ZM160 99H161V97H160ZM160 99H159V97H158V100H160ZM220 99L223 100L224 98H221V97H220ZM225 99H226V98H225ZM138 100H139V99H138ZM150 100H149L148 102H150ZM161 100H162V99H161ZM212 100H213V99H212ZM212 100H211V101H212ZM218 100H219V99H218ZM218 100L216 99V101H218ZM226 100H227V99H226ZM226 100H223V101L226 102ZM145 101H146V100H145ZM151 101H153V100H151ZM146 102H147V101H146ZM155 102H156V101H155ZM210 103H211V102H210ZM213 104H214V103H213Z\"/></svg>","mask_w":264,"mask_h":264}]
</instances>
